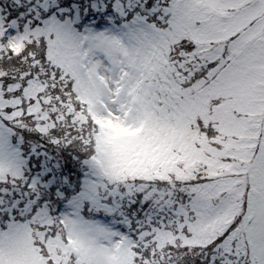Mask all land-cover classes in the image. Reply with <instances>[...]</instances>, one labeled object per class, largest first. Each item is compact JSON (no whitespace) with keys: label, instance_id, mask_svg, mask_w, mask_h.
Returning a JSON list of instances; mask_svg holds the SVG:
<instances>
[{"label":"snow or ice","instance_id":"1","mask_svg":"<svg viewBox=\"0 0 264 264\" xmlns=\"http://www.w3.org/2000/svg\"><path fill=\"white\" fill-rule=\"evenodd\" d=\"M0 264H264V0H0Z\"/></svg>","mask_w":264,"mask_h":264}]
</instances>
